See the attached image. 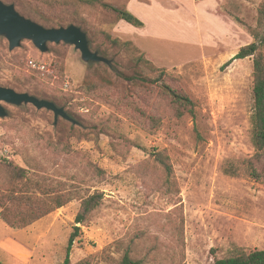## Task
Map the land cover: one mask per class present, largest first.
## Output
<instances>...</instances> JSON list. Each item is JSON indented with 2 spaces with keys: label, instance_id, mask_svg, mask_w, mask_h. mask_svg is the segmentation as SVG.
I'll return each instance as SVG.
<instances>
[{
  "label": "rangeland",
  "instance_id": "rangeland-1",
  "mask_svg": "<svg viewBox=\"0 0 264 264\" xmlns=\"http://www.w3.org/2000/svg\"><path fill=\"white\" fill-rule=\"evenodd\" d=\"M2 1L45 27L77 18L90 49L109 63L85 62L63 42L41 51L22 39L9 49L0 35V86L55 101L73 118L54 122L45 108L2 103L0 162L22 169L25 178L0 167V193L60 196L64 204L35 220L55 222L53 229H31V223L13 229L0 218V244L16 241L43 255L45 264H62L81 200L101 194L76 224L81 234L70 264H119L124 253L139 264H211L214 257L264 249V152L253 159L252 143L253 57L225 65L254 36L264 56L263 0H219L212 13L225 25L201 4L207 0H186L159 16L163 0H100L127 9L143 27L98 2ZM114 39L129 41L164 70L194 102V116L177 118L158 86L120 76L133 73V51L112 45ZM157 152L167 156L168 171L155 160ZM0 264L21 263L0 249Z\"/></svg>",
  "mask_w": 264,
  "mask_h": 264
},
{
  "label": "trees",
  "instance_id": "trees-1",
  "mask_svg": "<svg viewBox=\"0 0 264 264\" xmlns=\"http://www.w3.org/2000/svg\"><path fill=\"white\" fill-rule=\"evenodd\" d=\"M89 4L93 2L100 3L104 8L110 9L117 14L118 19H122L135 27H143V22L133 15L125 8H115L109 4L101 2L100 0H87ZM260 16L264 15V0L259 8ZM260 20V18H259ZM69 21V24H77L83 32L82 23L77 18L69 20H60L61 22ZM81 23V24H80ZM66 25V26H67ZM82 27H81V26ZM62 26V25H60ZM54 27V26H51ZM58 27V26H57ZM87 36V35H86ZM89 46L90 40L87 37ZM112 45L119 46L120 44L126 45L132 49L133 53L130 57L133 73L131 75L119 73L124 79L133 83H138L143 86L155 85L158 86L165 95L170 99L172 106L175 110V116L182 118L186 113L194 116V102L188 94L174 88L168 81L166 72L155 67L148 59L144 58L141 54H136L137 49L129 41L120 42L117 39L112 40ZM261 40L258 42L256 37L247 45L240 47L238 52L228 60L226 64L230 63L233 59H242L252 56V143L255 148L253 159L260 160L264 152V56L260 51ZM52 101V100H51ZM57 107L59 106L55 101H52ZM72 119V114L65 111ZM167 156L160 152L155 154V160L161 164L165 170H169ZM253 165V164H252ZM0 167L8 174L14 176L17 180L25 178L24 172L20 168L12 167L9 163L0 162ZM253 168V167H252ZM253 173L257 175L255 168ZM21 180V179H20ZM101 194H92L81 200L80 209L77 212L74 222L75 225L70 232L67 243L65 246V253L62 264H70V253L74 245L75 239L81 234L80 226L87 215L99 204ZM64 201L60 200V196H29L23 193H18L14 190H5L0 193V218L13 229L23 228L35 220L43 217L49 212L61 207ZM119 264H139V261L133 260L128 253H124ZM211 264H264V249H253L249 252H238L227 257H214Z\"/></svg>",
  "mask_w": 264,
  "mask_h": 264
},
{
  "label": "water",
  "instance_id": "water-1",
  "mask_svg": "<svg viewBox=\"0 0 264 264\" xmlns=\"http://www.w3.org/2000/svg\"><path fill=\"white\" fill-rule=\"evenodd\" d=\"M0 35L7 39L9 49L18 46L22 39L31 40L41 51L47 50L48 42H63L74 45V48L80 51L81 59L85 62L109 63L107 58L90 49L86 33L78 26L69 24L67 26L45 27L21 15L13 4H6L2 0H0ZM2 103L10 105L30 103L37 109L45 108L52 111L54 122L59 116L72 121L64 108L57 107L52 101L38 98L27 92H18L9 87L0 86V117L7 113Z\"/></svg>",
  "mask_w": 264,
  "mask_h": 264
},
{
  "label": "crops",
  "instance_id": "crops-1",
  "mask_svg": "<svg viewBox=\"0 0 264 264\" xmlns=\"http://www.w3.org/2000/svg\"><path fill=\"white\" fill-rule=\"evenodd\" d=\"M185 1L186 0H163L161 2L163 7L158 9V11H159L158 13L159 14L157 13V15L158 16L161 15V14L163 15L164 11L167 12L168 10H170L169 8L178 7L179 5L183 6V3H185ZM144 2L149 5V4H152L153 2H155V0H145ZM218 3H219V0H207V2L204 1L201 4H203V5L208 4L207 7H209V8H207V12L209 13V11H210L211 17L217 19V21L222 23V25L223 24L225 25L226 23L223 22L224 20H222V18H220L218 15H214L212 13V10L216 9ZM197 18L200 19V16L195 17V19H197ZM219 22H217V25H218ZM195 29L197 30L199 35L202 33V31H201L202 28L200 27L199 20L196 22ZM36 225H40V227L38 226L40 229H45V228L53 229V228L56 227L55 226L56 225L55 222L44 223V222H37V221L31 223V226L29 225V227H31V229L32 228L36 229L37 228ZM28 229H30V228H28ZM19 231H25V230H17L16 232L19 233ZM0 249L3 251V254H5V256L9 260H14V261H16L18 263H21V264H45V262H47V259L44 258L43 255L34 256V255L30 254L29 251L25 252L23 246L20 245V243H18L16 241L2 242L0 244Z\"/></svg>",
  "mask_w": 264,
  "mask_h": 264
},
{
  "label": "built area",
  "instance_id": "built-area-1",
  "mask_svg": "<svg viewBox=\"0 0 264 264\" xmlns=\"http://www.w3.org/2000/svg\"><path fill=\"white\" fill-rule=\"evenodd\" d=\"M28 63L32 68H34L38 71H44L45 70V65L42 63L36 62L34 60H29Z\"/></svg>",
  "mask_w": 264,
  "mask_h": 264
}]
</instances>
